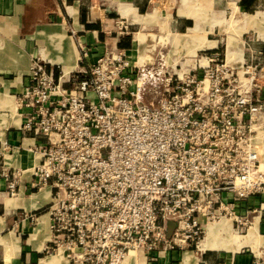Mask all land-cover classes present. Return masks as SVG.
<instances>
[{
    "label": "built area",
    "instance_id": "2783aa9c",
    "mask_svg": "<svg viewBox=\"0 0 264 264\" xmlns=\"http://www.w3.org/2000/svg\"><path fill=\"white\" fill-rule=\"evenodd\" d=\"M255 37L231 59L220 47L160 48L142 61L111 49L68 74L33 62L17 103L23 130L45 140L30 150L32 189L52 190L48 255L148 264L165 251L202 252L207 227L223 219L238 234L261 223L264 50ZM6 177L17 195L19 174Z\"/></svg>",
    "mask_w": 264,
    "mask_h": 264
},
{
    "label": "crops",
    "instance_id": "0c3cea01",
    "mask_svg": "<svg viewBox=\"0 0 264 264\" xmlns=\"http://www.w3.org/2000/svg\"><path fill=\"white\" fill-rule=\"evenodd\" d=\"M224 14L234 18L238 43L253 34L255 52L264 50V0H0V264H67L62 255L46 252L52 190L31 187L36 156L30 149L45 140L23 130L17 96L29 83L33 62L44 60L68 74L111 49L142 61L160 48H221ZM118 21L129 26L126 36L118 33ZM15 174L20 192L12 195L6 175ZM224 222L226 229L210 242L209 227L217 223L207 227L202 252L165 251L148 264H264V245L256 246L264 238L260 217L246 236L233 231L231 220L218 223Z\"/></svg>",
    "mask_w": 264,
    "mask_h": 264
},
{
    "label": "rangeland",
    "instance_id": "374dc122",
    "mask_svg": "<svg viewBox=\"0 0 264 264\" xmlns=\"http://www.w3.org/2000/svg\"><path fill=\"white\" fill-rule=\"evenodd\" d=\"M233 22H234V18L232 21L229 18V16L227 17V15L225 16V14H224L223 25H222V35L223 36H221L223 38V46H221L220 50L223 51L224 54H226V52H228V48H231L232 51L234 52V57H235L236 55H238V56L243 55L247 51L246 49L248 47H244V45L241 44L243 42H241V43L237 42V39H236L237 29H236V26L233 24ZM231 58H229V59H231ZM258 58H260V57H258ZM256 215H257V213H255V216ZM262 224H264V218L260 223V226H259L260 228L258 231V233L260 232L263 235V233L261 231ZM260 233H259V236H260ZM246 234L247 233L238 234V235L239 236H246ZM260 240H261V238H260ZM260 240H259V243H260ZM252 245H256V244H252ZM261 245H264V238L262 240V243H260V245H256V246H261ZM63 261H64V257H63Z\"/></svg>",
    "mask_w": 264,
    "mask_h": 264
},
{
    "label": "bare ground",
    "instance_id": "6f19581e",
    "mask_svg": "<svg viewBox=\"0 0 264 264\" xmlns=\"http://www.w3.org/2000/svg\"><path fill=\"white\" fill-rule=\"evenodd\" d=\"M228 55H229V58H230V56H231V48H229V50H228ZM262 149H264V146H262ZM262 152H263V150H262ZM262 154H264V153H262ZM225 220V219H224ZM255 221V220H254ZM226 222V221H225ZM224 222V224L223 223H217V225L216 226H212L211 228L209 227V235H208V242H210V240L211 239H213V236L216 234V232H218L219 230H222V229H226V223ZM228 225V224H227ZM231 225V224H230ZM229 226V225H228ZM229 232H230V230H229ZM253 233H254V231L253 232H251L250 233V236L249 237H251L252 238V236H253ZM215 238V237H214ZM203 244V243H202ZM206 245V244H205ZM206 248V247H205Z\"/></svg>",
    "mask_w": 264,
    "mask_h": 264
},
{
    "label": "water",
    "instance_id": "95a60500",
    "mask_svg": "<svg viewBox=\"0 0 264 264\" xmlns=\"http://www.w3.org/2000/svg\"><path fill=\"white\" fill-rule=\"evenodd\" d=\"M176 228V224L174 222L169 223V227H168V237L171 238L172 234L174 232Z\"/></svg>",
    "mask_w": 264,
    "mask_h": 264
}]
</instances>
